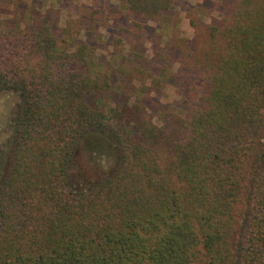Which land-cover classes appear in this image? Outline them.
Wrapping results in <instances>:
<instances>
[{
  "label": "trees",
  "instance_id": "16d2710c",
  "mask_svg": "<svg viewBox=\"0 0 264 264\" xmlns=\"http://www.w3.org/2000/svg\"><path fill=\"white\" fill-rule=\"evenodd\" d=\"M88 1L60 31L0 0V264H264V0H205L192 39L184 0ZM80 151L114 164L73 185Z\"/></svg>",
  "mask_w": 264,
  "mask_h": 264
},
{
  "label": "rangeland",
  "instance_id": "374dc122",
  "mask_svg": "<svg viewBox=\"0 0 264 264\" xmlns=\"http://www.w3.org/2000/svg\"><path fill=\"white\" fill-rule=\"evenodd\" d=\"M111 5H114V2H110ZM186 5H179L174 8L173 15L171 20L168 22L170 32L177 33L182 37L192 39L194 36L195 29L190 23V19L194 18L195 21H209L210 18L217 16V12L214 10L206 9L205 0H184ZM89 4L88 0H22L19 11H13L12 14L20 18V22L25 25L29 17L32 16H46L48 19L52 20L53 25L56 26L57 30L62 31V28L65 27V22L68 19L78 20L79 14L83 13V6ZM196 4H199L202 7L199 11L197 10ZM29 15V16H28ZM23 16V20L21 19ZM85 27V23H80L77 21V24L74 25V29L79 27ZM59 32V31H58ZM60 33V32H59ZM99 33L102 35L101 39L97 42L99 54L104 55V57H109V53L112 50V46L109 45L107 40L108 33L105 29L100 28ZM76 35V34H72ZM67 36L64 34V37ZM78 38L83 39V34H79ZM148 54H150V44H146ZM154 96V94H152ZM156 97V96H155ZM178 97L175 93L174 85L165 84L162 89L161 94L158 96V99L162 103H169L173 100H176ZM18 98L13 92L7 97L0 96V153L2 148V138L7 135L9 129L6 128V124L9 121L13 123V119L17 112V103ZM110 101V100H108ZM5 127V128H4ZM7 129V130H5ZM108 159L103 166L101 160L98 159L94 164L90 163L87 156L82 152L77 154V164L69 168L70 180L73 182V185L83 184L85 182H91L98 178L103 172V169L108 170L112 164L113 154L108 151Z\"/></svg>",
  "mask_w": 264,
  "mask_h": 264
}]
</instances>
